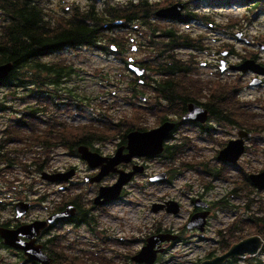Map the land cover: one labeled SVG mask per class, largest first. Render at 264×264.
<instances>
[{
  "label": "rangeland",
  "instance_id": "374dc122",
  "mask_svg": "<svg viewBox=\"0 0 264 264\" xmlns=\"http://www.w3.org/2000/svg\"><path fill=\"white\" fill-rule=\"evenodd\" d=\"M41 1L44 4L46 3L50 10L49 12L54 14L51 15L59 17V19L63 16L64 10L67 11L68 16L71 15L68 11L71 10L72 3L80 7H83L86 3L85 0ZM124 1L112 0L113 3ZM167 1L172 2L175 0ZM176 1L185 2L187 8L185 7L184 9L191 11L195 17L185 22H179L176 19L177 17L150 18L152 20L149 19L145 26L138 25V28L141 27L139 30H142L143 34L148 35L152 27H157L160 30L169 28L175 32L183 31L191 36H198L199 41L197 44L205 48L204 51L179 50L182 56L180 59L187 60L185 66L188 71L187 74L191 76V80L204 83L211 89V92L214 90L215 94L217 90L223 91L224 94L226 93V88L229 90L231 87L233 89L234 86L233 98H237L236 100L241 109L245 113H250L253 121L261 123L263 128L252 131L251 138L246 140V146L249 147V150L245 151L239 161L233 164L237 165L236 167H227V172H229L227 177L223 179H213L214 177L208 174V176L198 174L194 165L191 168L184 167L179 172H175L169 184L166 182L151 183L147 180V176L165 171L167 166H179L181 160L189 163L207 161L204 157L192 155L193 151L178 153L177 161L175 162H172V159H163L162 155L148 159L145 162L147 164L146 174L137 175L136 173L135 181L125 185L124 195L121 199L109 204L105 210L97 212L94 229L87 230L81 227L77 237L76 235H69L70 239L73 237L76 239L77 244L74 248L77 253L76 256H82L79 258L80 260L76 259V261L85 264L91 262L107 264L110 261L113 263L114 261L111 259H115L114 254L117 250L128 251L131 254V252L139 249L142 245L141 239H145L149 235L148 231L156 223L170 226L172 231L179 235V238L167 245L166 249L161 252L163 253L161 258L153 264H198L206 259L209 253H213L212 255L221 254L222 245L220 243L228 232L229 227L232 230L230 232H233L232 236L236 235L232 238L234 240L233 243L258 235L254 233L255 231H252L249 223L244 222L241 224L236 222L237 225L235 223L231 225V223L239 218L247 217L251 213L253 217L257 215L256 213L258 212L256 211L264 206V189L260 191L256 189L257 191L250 195L255 200L250 203H248L247 199L233 194L230 189H232L235 180L240 181V169L248 172H258L264 166V80L262 83L259 81L256 84H250L253 76L259 78L262 75H257L249 70L240 72L232 69L231 65H237L242 60L252 57L256 62L264 65V9H247L239 3V0H213L218 3L208 5L201 2L198 4L199 6L193 5L191 0ZM102 2L103 0H100L98 3L101 5ZM171 4H166V1H164V3L158 4L156 7L160 8ZM110 30V32L114 33L115 43L122 42L130 35L137 36V32L132 31L130 27L122 26ZM239 33L240 36H237ZM137 38L142 41L141 37L137 36ZM151 41L154 42V48L152 47V49L160 47L158 46L160 43H156L153 39ZM113 44V41L103 43L104 46H107L108 51L85 46L79 49L75 55L70 53V51H66L46 57L43 62L66 64L69 61L75 69L69 77L70 81L61 84L60 89L58 84L47 87L49 90H55L54 87L57 88L59 98L47 100L45 97L39 102L38 100H31L27 96V99L23 97L25 95L24 91H18L15 98H13L10 97L9 88L0 87V102L4 103V106L13 108L18 112L26 110L29 106L44 107L46 108V115H42L41 118L49 116L52 112H57L58 121L65 123L63 127H58L59 132L71 136L77 135L79 137L83 131L82 128L87 132L93 130L106 132L107 135L103 137V140L99 139L102 142L94 143L93 146L99 148L104 154L110 152L113 148L114 138L117 134L120 135L125 128L122 124L134 122L138 126L144 125V123L146 127L153 126L157 124L154 117H159V114L154 113L157 111L156 107H162L161 111L165 112L164 105H161L164 104L163 102L159 103L156 99H151L142 103L138 99L129 98L127 91L133 78L125 69L123 57L130 55L136 60L146 59L147 66L152 69L154 67L152 63L154 54L149 53L148 49L150 47L143 44L144 47H138L137 51L132 53L129 50V45H126L124 51H122L123 54H116L112 49H109ZM222 51H225L226 54H221ZM221 59L226 60L225 69L222 72L219 69V61ZM155 61L158 63L160 59ZM203 62L205 63L204 65H202ZM21 72L23 74L27 73L26 69ZM184 73L185 71L181 74ZM154 74L150 73V75ZM43 75L47 76L50 74L43 73ZM111 80H117V82L111 84ZM145 83L146 85L150 83L147 78ZM151 91H153L152 88L145 87L147 95H151ZM38 96H45L43 90L38 91ZM87 103H89L90 113H88V108L85 106ZM136 103L143 105L138 106ZM55 105H57L58 110H55ZM77 106L82 110L78 111ZM10 111L7 108L0 110V128L3 127L2 124L7 117H13V115L6 114L10 113ZM151 114L152 116H150ZM27 120L31 122L29 118ZM31 123L33 126H37V130L40 131L42 127L40 123L35 121ZM235 126L238 127L237 125ZM224 128L225 131L220 135V138L225 141L233 138L235 135L234 128L227 123ZM115 131H117V134ZM25 137L27 141L10 146L15 152L19 153V156L26 154L24 159L26 161L21 157H16L17 164L15 167L2 170L4 171L3 175L10 178V185H14L17 192L22 190L20 187L22 185L31 186L34 189V193L29 194V199L32 201L33 206L31 208L32 214L42 213L45 210L46 199H48V202L60 200L62 194L64 197H69L72 192L79 196L78 198L84 205L86 204L85 199L92 198L96 194L99 185H104L111 181V178L101 179L98 182L83 181L84 174H90L93 170L87 169L82 160L78 158L79 156H68L65 154L67 150L59 148L54 149L52 152L47 151L45 154L49 157L50 168L54 171L66 168L65 171L67 172V170L71 169L70 165H72L79 170L78 176H76L75 180L69 181V183L67 181L74 174L67 180H63L60 185H64V188H59L56 183L52 185L37 181L39 173L34 171L32 161L36 158V152L39 150L36 142L43 136L40 135V132L34 131L28 136L26 134ZM29 140L30 143H28ZM201 140L196 141V144L201 146V154L212 156L214 148L209 143ZM29 144L31 145V150H29ZM256 146L257 149L255 148ZM252 149H256V152L251 151ZM23 162L26 163L28 169L22 167ZM0 166L3 165L0 164ZM189 177L192 179L190 180ZM204 179L210 181L212 186L206 195L207 200L210 202L217 201L215 209L211 211L214 217H210L207 230L202 235L185 228L180 230V226L184 224L191 209V203L189 197L182 195L179 190L185 191V184L194 183L195 188L201 191L200 182ZM27 193L23 192L25 195ZM168 194L180 201L182 208L178 213L168 215L153 212L150 207L151 203L157 200L159 196L163 197ZM3 198L9 200L7 195H4ZM9 213H11L9 210L1 212L3 216ZM260 231L264 234L263 226L260 227ZM116 238L128 240L127 244H125L126 246L117 245L114 241ZM0 253L5 263L8 255L3 251ZM66 254L68 253L66 252ZM224 264H264V244L255 255L233 258Z\"/></svg>",
  "mask_w": 264,
  "mask_h": 264
},
{
  "label": "flooded vegetation",
  "instance_id": "af4514ba",
  "mask_svg": "<svg viewBox=\"0 0 264 264\" xmlns=\"http://www.w3.org/2000/svg\"><path fill=\"white\" fill-rule=\"evenodd\" d=\"M128 1L129 0H125L124 2L127 3ZM152 1H154L156 4H161L164 1H166V4L177 2L176 0L172 2L167 1V0H152ZM182 3H183V8H182V12H183L184 10H186L184 8L185 7L187 8V6L185 2H182ZM73 6H74V3L71 4V9ZM46 8L49 9L47 6ZM128 27H130L132 31H136L137 36L141 37L142 41L138 39L137 36L135 35L127 36L122 42L117 43L118 45H116V43L111 45L114 48L113 49L114 53L116 54L122 53L126 45H129L130 52L134 53L135 51H137L138 47H144L143 46L144 44L150 47L148 49L149 53L154 54L153 59H152V63L154 64V67L152 69L147 66L146 59L136 60L130 55L123 57V63L125 65V69L127 72H129V74L133 78L132 82H130L131 85L128 86L127 88L129 98L138 99L142 103L147 102V100L156 99V101H158L159 103H162V102L164 103L161 105H164L165 112L161 111L162 107H158L156 105L158 108L156 107L157 111L154 113L159 114V117L156 118L153 116L155 118V122L157 123L153 126L146 127L145 123L144 125L138 126L134 122H127L122 125L127 126L125 128L130 127L131 129H129L128 131H131V130L146 131V130L157 127L164 121H171L174 123V126H173V129L170 131L168 137L165 139L163 143V150L166 146H168V147H172L173 150L178 151V153L183 152V151L185 152L193 151L192 155H196L198 157H204V159L207 162L199 161L198 163L196 162L189 163L188 161L181 160L179 163V164H182L184 162L183 165L189 168L195 165V168L198 174L200 173V174L207 175L205 173V168L204 169L202 168V166L205 167L207 164H209V166H211L212 169L221 168L223 163L225 162L222 160H218L217 154L219 150L222 149L225 145V140L223 138H220V135H222L223 132L225 131V128H224L225 122L222 120L219 114H216L213 112L211 104L216 102V106H217L216 108L221 110L222 100H223V91L217 90L215 94L214 93L215 91L212 90L211 92V89H209V87H207L204 83L192 81L191 76L187 74L188 71L185 66V63H187L186 62L187 60L180 59L182 56L179 50H191V51H201V50L204 51L205 50V48L197 44V42L199 41V37L191 36L189 33L183 32V31L182 32L174 31V33L178 36L179 41L183 42L184 40H186L190 46L185 47L184 45H178L176 47L172 46L171 49H167V47H161L162 45L158 44V46L160 47L156 49H152V47L154 48V42H152L151 39H153L157 43L155 39L161 36V32L159 29H156L157 35L153 37L151 31L148 33V35L143 34L142 30H139V28L141 27L138 28L137 24H132V25H129ZM161 30L170 31L169 28L161 29ZM81 48L82 47H80V45L77 46L76 48H69V47L62 48L60 50H55L51 53H47L44 56L40 57V59H41V62H43V60L48 56H52L53 54H56L59 52H66V51H70V53L75 55L76 52H78L79 49ZM223 52L225 51H222L221 54ZM157 59H160V62L156 63L155 60ZM172 60L177 61L179 64V67L171 68ZM165 61H167L170 64L169 77L174 79V82L176 84L175 88L177 92L174 93L176 94L174 95L176 98H173L172 100L170 99L167 100L165 98V96L162 93V88H161V85H164L165 83L164 81L166 80V77H167V75L163 73L167 69V67L164 64ZM45 63H49L50 65H53L51 63H55V62H45ZM55 64H57L58 66H61V68H63L64 70L61 72L60 75H58L57 77L58 79L49 80L48 76L43 75V73H48L44 69H41V70L30 69V71H27V76L22 81L15 80L11 83V87H9L10 97L15 98V95H17L18 91H24L25 95H23V97L26 98L27 96L29 99L38 100L39 102L45 99V97L47 100H50L52 98H59L60 96H59L58 89L54 87L55 90H49L48 89L49 86L58 84L60 86L59 87L60 89L61 84H63L64 82L70 81L69 77L74 72L75 69L74 67H72V64L69 61L66 62V64H69V65H66L65 63L60 64L59 62ZM204 64L205 63L203 62L202 65ZM57 65H54V66L57 67ZM129 65H133V66H136L138 69H141L142 74L136 75L135 71H131L129 69ZM183 71H185V73L181 74ZM151 72L155 74L150 75ZM36 75H38V77H36ZM146 78L150 82L148 85H146L145 83ZM259 78L256 77V79H259L260 83H262L264 80V75H262ZM4 80L5 79L0 80V84H2ZM116 82L117 80L115 81L111 80L110 83L114 84ZM0 87H4V86H0ZM145 87H149L153 89V91L150 92L151 95L146 94ZM39 90H43V93L45 95L44 97L38 96ZM2 104L4 106V103ZM137 105L142 106L143 104L142 105L137 104ZM85 106L88 108V113H90L89 103L85 104ZM189 106L191 107L196 106L198 108H193V110L195 111L194 114L186 119H183L186 113L189 111ZM6 108L11 110L10 113H6V114L13 115V117L11 118L7 117L6 121L2 124L3 127L0 128V152L4 154V157L0 158V164L3 165V166H0V252L3 251L5 254L8 255V258H6L7 261L4 263L3 261L4 258L1 256V253H0V264H42L34 259L28 258L24 254V251L22 250L21 247L16 248V247L8 245L5 242V237H8V236L11 237L15 241L16 244H20V246L32 245L34 247H39L42 253L45 254L50 260L49 264H80V263L85 264L83 262L76 261V259H78L79 257V256H76L77 253L74 251V248L76 247L77 242H76L75 237L70 239L69 235L72 234V235H76L77 237L79 229L81 227L87 230L94 229L95 224H96V219H97L96 217L97 212L101 210H105V208L109 204L120 200L121 197L124 195L125 186L122 188L120 196L112 201H108L102 204H94L93 199L96 195L95 194L92 198L89 197L85 199L86 204L83 205L81 203V200L78 198L79 196H77L75 193L72 192L69 197H64V195L62 194V197L60 198V200L57 199V200H51V202H48V199H46V202H47L45 204L46 206L44 205L45 210H43L42 213L32 214L31 208L33 206H32V201L29 199V194H33L34 189H32L31 186L22 185L20 186L22 190H19L17 192L16 187L14 185H10L11 183L10 178H7L6 175H3L4 171L2 169H9V168L15 167L17 164L16 157H21L23 160L26 158V154L19 156V153L15 152V150L12 149L10 145H15L17 143H22L23 141H27V138L25 137L26 134L28 136L29 134H32L34 131L40 132V135L42 136L49 135V137H51V140L49 142H44V143H41V140L36 142V146L39 147V150H37L36 152L37 156L34 159V161H32L33 163L32 165L34 166V171L35 172L37 171L39 173V178H37V181L44 182L46 184H52V185L56 183L58 184L59 188H64V185H60L62 184V181H49L48 179H45L42 177L43 172L58 173V172H65V169H66V168H63L61 170L54 171L52 168H50L49 157L48 155H45L47 151L52 152L54 151V149L59 148L61 150H67L65 154L68 156L78 157L79 154H78L77 149L80 145H84L91 151L97 152L102 156L111 157L114 155L115 150L118 148L122 149V154H125L127 152L126 136L125 138H123L121 136L122 134L119 135L117 134V131H115L117 136L114 138L113 148L110 152L104 154V152H101L99 148L93 146L94 143L102 142L100 140H97L95 136V130L90 132L89 135L91 136H88L89 137L88 140L84 143L77 142L76 145L75 144L72 145L71 141H70L71 145L68 143L66 144L63 142L61 143L58 127H63V124L65 123L63 121L62 122L58 121L57 112H52L49 116L47 117L44 116V118H41L42 115H46V108L44 107L29 106L26 108V110L19 111V112L15 111L13 108L4 106V109ZM54 108L55 110H58L57 105H55ZM77 110L80 111L82 109L79 106H77ZM78 114L81 115L80 112H78ZM150 116H152V114ZM28 118L30 119L31 122L35 121L41 124L42 127L40 131L37 130V126H33V124L27 120ZM201 119H203V121H201ZM131 120H133V118H131ZM232 127L235 130V135L233 136L232 139H235L238 137L237 132L239 130H244L245 132L250 133V131L245 128H239L236 126H232ZM251 136L252 134L250 133V136L246 138L245 140H248L249 138H251ZM72 139H73L72 137L69 138V140H72ZM110 139L112 138L110 137ZM200 139H202L201 141H205L209 143L214 148L212 156H206L204 154H201V151H202L201 146L196 144V141ZM101 140H103V138ZM28 143H30V140L28 141ZM29 150H31L30 144H29ZM40 153H43V155L41 157H38ZM78 158L81 159L80 156ZM150 158L151 157L135 156V157H132L127 162H123V161L119 162L114 167L115 171H109L107 174L104 175V177L103 176L101 177L102 180L111 178V181L104 185L105 186L112 185L118 178L119 172H117V170L128 172L132 169V165H141L143 167V171L141 173H137V175L146 174L145 170L147 168V164L145 162ZM42 160H46V161L41 164V167L39 168L36 167V164L38 162L41 163ZM175 161H177V158H175L172 162H175ZM82 162L85 164L87 169L93 170L92 173L90 174H84L83 181H85L86 179L92 178L97 173H99L101 170L100 166L90 167L84 160H82ZM23 163L24 164H22V167L24 169H28L26 163L25 162ZM226 163H227L226 165L227 167L237 166V165H232V163H228V162ZM183 165L176 166L180 168L175 169V172H179L181 169H183L184 168ZM30 167L32 168L31 165ZM70 167L73 168L74 170V176L67 181L68 183L69 181L75 180L76 176H78L79 174V170L75 166L70 165ZM170 168H173V167L167 166L166 170L164 171L166 174L165 178L161 181H156V182H166L169 184L172 176L174 175V174H171ZM228 172H225V174L227 175ZM135 175L136 173L131 177V179L126 184H129L132 181L134 182L136 179ZM150 176L151 175L147 176L148 181H149ZM210 176L214 177L213 179H219V178L223 179L224 178L220 175L219 176L210 175ZM189 179L191 180L192 178L189 177ZM200 183L202 186L201 191L195 188L196 186L194 183L185 184V189H186L185 191L179 190V192L182 195L189 197V200L191 203V209L189 210V213L187 214L184 224L180 226V230H183L184 228L186 229V223L193 213H197L200 211H207L208 214L205 217V226H204L203 232L200 233L197 231V229H194V228L190 229L202 235L207 230L210 217L211 216L214 217L211 211L215 209L217 201L210 202L206 198V195L208 194L209 190L212 187L210 181L207 180L206 182H203V183L200 182ZM6 184L8 185L6 186ZM23 192H28V193L27 195H25L23 194ZM2 195L3 197L4 195H7L9 197V200H6L5 198L1 197ZM169 195L170 194L165 195L163 197L159 196L157 200L151 203L150 207L152 208V206L156 204L162 205L163 208L159 209L157 212L159 214L170 215L172 213H167L165 211V207L168 201L174 199L179 203L178 210H180L182 208L180 201ZM31 199L33 198L31 197ZM66 199H68L67 202H65ZM67 205L72 206L74 209V212L71 216L64 218V219H55L51 223L47 222V224L44 227L39 228L36 231H34L33 229L31 230L21 229L25 227V225H30L33 223L46 221L51 215L62 212ZM78 209H81L82 212H85L87 214L88 216L87 220L88 218H90L93 222L88 223L87 220L81 219L83 218V213H81L80 215V212ZM8 210L11 211V213L7 214L6 216H3L1 214V212L8 211ZM148 232H149V235L155 234V233H169L172 235H176V238L174 240L161 242L160 247H162V249H166L167 245L173 243L174 241L177 240V238H179V235L174 233L170 226L161 225L159 223H156L155 225H153V227ZM67 239L68 241H66ZM141 240H142V245H143L145 242V239L143 238ZM114 241L117 245L119 244L125 245L127 244L128 240L126 239L121 240L119 238H116ZM136 251L131 252V254H129L128 251L123 252V251L117 250L114 254L115 259H111L114 262L112 263L110 261L109 263L107 262V264H129V262H131L130 264H134L131 261L130 257L132 253H136ZM66 252L68 254H66ZM71 254H75V255H71ZM162 254L163 253L157 254L156 261H158L161 258ZM70 256H73V257H70ZM88 264H101V263L91 262Z\"/></svg>",
  "mask_w": 264,
  "mask_h": 264
},
{
  "label": "trees",
  "instance_id": "16d2710c",
  "mask_svg": "<svg viewBox=\"0 0 264 264\" xmlns=\"http://www.w3.org/2000/svg\"><path fill=\"white\" fill-rule=\"evenodd\" d=\"M109 1H111V3H109ZM191 1L193 5L196 4L197 6H199L198 4L201 2L208 5H215L218 3L213 0ZM85 2L83 7L74 5L72 9L68 11L71 14L70 16H68L67 11L64 10L63 16L59 19V17L52 16L54 14L49 12V9L46 8L47 4H44L41 0H0V64L7 62L12 64V69L8 75L3 78L5 80L0 86L9 88L13 81H22L27 76V73L23 74L21 72L23 69H27L26 71H30V69H44L50 74L47 75L49 80L58 79V75L64 71L63 68L55 63H51L53 65H50L49 63L41 62L40 57L55 50L68 47L76 48L79 45L80 47L89 46L93 49L108 51L107 46H104L103 43L112 41L115 43L114 33L110 32V29L122 26L128 27L132 24L144 26L148 23L149 18H157L154 12L158 4L152 0H129L127 3H113L112 0H103L101 5L98 3L100 0H85ZM239 3L247 9H264V0H239ZM192 17H195V15L186 9L181 13V16L176 19L179 22H185L192 19ZM156 29L159 28L152 27L151 33L153 37L157 35ZM160 32L161 36L157 37L155 40L157 43H160L162 47L171 49L172 46L176 47L178 45H184L185 47L190 46L186 40L183 42L179 41L178 36L171 29L170 31L160 30ZM116 45L118 44L116 43ZM164 64L167 69L163 73H165L167 77L164 81V85H161L162 93L167 100H172L176 98L174 96L176 95L174 93L177 92L175 88L176 84L174 79L169 77L170 64L167 61H165ZM171 64V68L179 67L177 61L172 60ZM54 65H57V67ZM36 77H38V75H36ZM234 89V86L233 89L232 87L229 90L226 88V93L223 94L221 110L216 108V102L211 104L213 112L219 114L225 124L227 123L231 126L237 125L250 132L262 129L261 123H255L250 113H245V111L241 109L236 100L237 98H233L232 92ZM3 109L4 106L1 103L0 110ZM129 129L131 128H124L122 130L123 133H121V136L123 138H125V134ZM82 130L79 137L77 135L71 136L59 132L60 142L70 145L71 143L72 145H76L77 142H86L89 138L88 136H91L89 134L92 131L87 132L84 128H82ZM106 135V132L95 130L97 140L102 139ZM70 137L73 139L69 140ZM39 140H41V143L49 142L51 137L47 135L43 136V138L40 137ZM255 148L257 149V146ZM256 149H252L251 151L256 152ZM247 150H249V147H247ZM42 155L43 153H40L38 157ZM161 155L163 159H172L173 161L177 157L178 151L173 150L172 147L166 146ZM1 157H4V154L0 152V158ZM45 161L46 160H42L41 163L38 162L37 167H41V164ZM183 163L179 165H183ZM226 165L227 163H223L221 168L212 169V167L207 164L205 167L202 166V168H205V173L208 175H220L226 178ZM178 168L180 167L170 168L171 174H174L175 169ZM262 169H264V166L260 170ZM257 190L249 180L247 171L243 169H241L240 181H235L232 185V189H230L232 193L234 192V194L236 193V195L247 199L248 203L255 200L250 197V195ZM67 200L68 199H66L65 202H67ZM78 210L80 215L83 213V218L81 219L87 220V214L82 212L81 209ZM256 212L259 214L256 213L257 215L255 217H253L251 213L247 217L239 218L235 222H232L231 225H234V223L237 225L236 222H240L241 224L244 222L247 224L249 223L251 224L252 231H255L254 233L258 234L264 241V234L260 231V227H264V206ZM87 221L88 223L93 222L90 218H88ZM228 229V232L224 235L220 243L222 245L221 253L229 248L234 241L232 238L236 236H232L233 232H230V227ZM228 238L230 239L228 240ZM212 254L213 253H209L207 258L214 256ZM81 257H78V259Z\"/></svg>",
  "mask_w": 264,
  "mask_h": 264
},
{
  "label": "water",
  "instance_id": "95a60500",
  "mask_svg": "<svg viewBox=\"0 0 264 264\" xmlns=\"http://www.w3.org/2000/svg\"><path fill=\"white\" fill-rule=\"evenodd\" d=\"M183 8V3L176 2L172 3L169 6L160 7L155 10V15L158 17H180L181 10ZM119 23V22H116ZM240 36V33L237 34ZM246 40V39H245ZM114 49V48H112ZM223 55L226 52L222 53ZM219 69L223 71L225 69L226 60L221 59ZM232 69L238 71H251L256 74L264 75V65L256 62L254 59H244L237 65H231ZM12 69V64L10 62L0 64V80L5 78L10 70ZM131 71H135L136 75H141L142 70L138 69L136 66L129 65ZM260 80L255 77L252 78L250 84H256ZM193 108H198L196 106H189V111L186 113L183 119H186L194 114ZM204 112V111H203ZM203 121V119H201ZM174 123L171 121H164L155 128L141 131V130H131L126 133V150L125 154H122V149L118 148L115 150L114 155L111 157L102 156L97 152L91 151L84 145L78 147V154L80 158L88 164L90 167L100 166L101 170L95 176L90 179H86L89 182H98L102 176L107 174L109 171H115L114 167L121 161L127 162L132 157L142 156V157H155L162 153L163 143L168 137L170 131L173 129ZM237 138L230 139L227 141L226 145L219 150L217 154V159L222 160L228 163H236L240 156L244 152V139L250 136V133L245 132L244 130H239L237 132ZM143 167L141 165H132V169L128 172H119L117 180L112 185H100L97 190L93 202L94 204H102L108 201L115 200L120 196L122 187L131 179L135 173H141ZM74 174L73 168L67 170V172H58V173H42V177L48 179L49 181H63L67 180ZM165 172H158L149 177V181L155 183L156 181H161L165 178ZM248 178L251 183L258 189H264V170L259 172L249 173ZM162 205H153L151 210L157 212L159 209H162ZM178 203L174 200L167 202L165 211L167 213L176 214L178 212ZM74 212L72 206L67 205L65 209L57 214L51 215L46 221L33 223L30 225H25L21 228L23 230H38L39 228L44 227L47 222L51 223L55 219H64L71 216ZM207 211H200L193 213L186 223V229H197L200 232L203 231L205 225V217ZM176 235L169 233H155L147 236L145 238L144 244L140 249L131 255L130 259L133 263L136 264H153L156 260L157 254L163 251L160 247V243L164 241L174 240ZM5 242L13 247L22 248L24 254L30 258L34 259L42 264H49L50 260L48 257L42 253L39 247H34L32 245H23L16 244L11 237H5ZM262 246V240L259 236L253 235L244 239H241L238 242H235L229 246V248L218 255H215L212 258L204 259L198 264H224L230 258H243L245 256L255 255Z\"/></svg>",
  "mask_w": 264,
  "mask_h": 264
},
{
  "label": "bare ground",
  "instance_id": "6f19581e",
  "mask_svg": "<svg viewBox=\"0 0 264 264\" xmlns=\"http://www.w3.org/2000/svg\"><path fill=\"white\" fill-rule=\"evenodd\" d=\"M154 15H155V13H154ZM155 17H157V16L155 15ZM157 18H158V17H157ZM112 48H113V46H110V47H109L110 50H111ZM112 50H113V49H112ZM221 72H222V71H221ZM234 180H235V179H234ZM234 180H233V181H234ZM235 181H236V180H235Z\"/></svg>",
  "mask_w": 264,
  "mask_h": 264
}]
</instances>
